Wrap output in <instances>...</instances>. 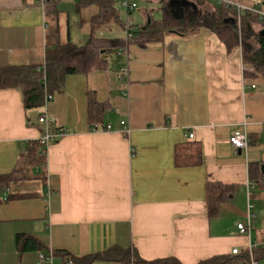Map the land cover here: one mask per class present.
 <instances>
[{
  "label": "crops",
  "instance_id": "crops-1",
  "mask_svg": "<svg viewBox=\"0 0 264 264\" xmlns=\"http://www.w3.org/2000/svg\"><path fill=\"white\" fill-rule=\"evenodd\" d=\"M171 8L178 17L202 9L189 0ZM151 10L143 11L147 21ZM47 17L41 0H0V65L45 64L56 42ZM252 43L264 47V28ZM244 65L241 48L228 51L203 27L129 44L107 70L68 76L42 108L26 110L20 88L0 89V176L15 167L21 143L41 137L42 114L65 131L47 149L46 185L25 190L39 195L0 204V264H73L55 251L87 255L114 245L146 260L197 264L261 246L264 188L249 167L264 166V77ZM91 96L109 104L100 118L89 119ZM237 130L248 134L247 150L230 144ZM191 142L201 145L203 163L177 166L176 147ZM251 214L250 234L240 232ZM20 233L46 248L20 253Z\"/></svg>",
  "mask_w": 264,
  "mask_h": 264
},
{
  "label": "trees",
  "instance_id": "trees-1",
  "mask_svg": "<svg viewBox=\"0 0 264 264\" xmlns=\"http://www.w3.org/2000/svg\"><path fill=\"white\" fill-rule=\"evenodd\" d=\"M172 0H158L161 16L151 18L144 25H136L132 19L133 13L126 18L122 16L114 0H78L75 10L81 12L90 7H96L97 12L91 17L89 37L83 45L72 41L70 33L63 41L60 29L53 30L56 42L47 45L45 64L38 65H0V89L20 88L24 95L26 110L44 107L48 99L56 93L65 90L67 77L74 74H91L105 71L110 66V60L120 49H126L135 43L145 47L148 43L162 41L169 32L182 35L195 33L205 27L214 32L226 46L228 51L241 48L243 61L253 68L249 74L264 77V47L255 48L252 40L257 35V27L264 28V18L255 12L247 11L238 18L237 11L227 4H217L213 0H189L197 8H187L182 16H177L172 10ZM256 1L262 0H233ZM264 1V0H263ZM61 0H46L47 13L55 12L59 21L58 5ZM58 23V22H57ZM116 26L123 30L124 35L107 37L98 33L102 28ZM133 33V38L126 37L125 31ZM246 72V73H248ZM109 109L108 103H99L92 96L89 100V119H97ZM41 131H43L41 129ZM53 132L59 129L53 128ZM175 162L177 166H197L203 163L201 145L186 143L176 147ZM249 174L252 181H256L260 188H264V171L259 164H251ZM31 181L46 185L47 182V150L40 139L21 143L18 158L13 170L0 176V204L14 199L36 197V192L22 190V186ZM209 191L210 193L212 190ZM211 195V194H210ZM16 246L20 253L45 249L44 242L35 235L20 233L16 237ZM73 264H93L96 261H120L127 264H182L176 257L146 260L132 248H122L114 245L102 252L87 255H74L67 251H55ZM255 260L264 264V248L261 246L253 250ZM251 255L248 250L237 254H222L202 260L197 264H239L249 263ZM248 261V262H247Z\"/></svg>",
  "mask_w": 264,
  "mask_h": 264
},
{
  "label": "built area",
  "instance_id": "built-area-1",
  "mask_svg": "<svg viewBox=\"0 0 264 264\" xmlns=\"http://www.w3.org/2000/svg\"><path fill=\"white\" fill-rule=\"evenodd\" d=\"M46 0H41L43 4H45ZM116 2V6L120 11H123L126 16L129 14L133 13L137 6L138 2L137 0H114ZM215 3L221 5V4H227L229 6H232L238 14V18H240L242 15H244L247 11L250 12H255L259 14L262 18H264V6L262 4H257V3H252L250 1H233V0H213ZM126 37L129 39L133 38V33L129 30L125 31ZM125 49H120L117 51V54L122 56L124 53ZM128 67L125 66L122 68V73L127 72ZM244 70L245 71H253V68L244 65ZM51 100L48 99V102ZM39 123L42 126V134L41 137L39 138L42 145L44 146V149L47 150L49 145L56 141L57 138L64 134L65 131L59 130V132H53L52 129L54 128V120L50 118L46 113L42 114L39 117ZM107 128H111L110 125L107 126ZM190 138H193V134H190ZM230 144L236 148V149H241V150H247L250 144V138L248 134L243 131V130H237L234 134H232L229 138ZM255 215H250L248 218L247 223H241L238 225V229L242 233H247L250 234L253 226L255 225L254 222ZM262 247L264 248V243L262 244ZM249 252L251 255V260L249 261L248 264H259L257 260L253 257V246H250ZM232 253L237 254L239 253V250L236 248L232 251Z\"/></svg>",
  "mask_w": 264,
  "mask_h": 264
},
{
  "label": "rangeland",
  "instance_id": "rangeland-1",
  "mask_svg": "<svg viewBox=\"0 0 264 264\" xmlns=\"http://www.w3.org/2000/svg\"><path fill=\"white\" fill-rule=\"evenodd\" d=\"M77 1L78 0H62L59 3V21L57 20L55 12L48 13L47 18L52 24V32L57 28V26L59 27L63 41L67 40L68 31H70L73 42L78 45H83L87 41L86 37L89 35V31H87V29L89 28L91 17L97 12V8L93 6L84 9L81 12H77L75 10V3ZM160 8V5L157 3H149L144 0H138V6L133 12L132 19L136 25H144L147 21L143 14L144 9H154L153 17L157 19L161 16ZM201 8L204 9L205 7L203 6ZM121 14L125 18L127 17L123 11H121ZM112 28L115 30L114 32L112 31ZM98 34L107 37H115L124 35V32L118 27L111 25L110 28H102ZM38 183L39 182L37 181L27 182L22 186V190L34 189Z\"/></svg>",
  "mask_w": 264,
  "mask_h": 264
},
{
  "label": "water",
  "instance_id": "water-1",
  "mask_svg": "<svg viewBox=\"0 0 264 264\" xmlns=\"http://www.w3.org/2000/svg\"><path fill=\"white\" fill-rule=\"evenodd\" d=\"M183 3H184V5L189 4L187 1H184ZM174 4H175V0H172L170 3V6H174ZM263 170H264V166H263Z\"/></svg>",
  "mask_w": 264,
  "mask_h": 264
},
{
  "label": "bare ground",
  "instance_id": "bare-ground-1",
  "mask_svg": "<svg viewBox=\"0 0 264 264\" xmlns=\"http://www.w3.org/2000/svg\"><path fill=\"white\" fill-rule=\"evenodd\" d=\"M248 262V261H247Z\"/></svg>",
  "mask_w": 264,
  "mask_h": 264
}]
</instances>
